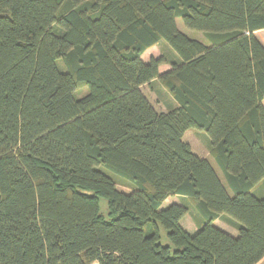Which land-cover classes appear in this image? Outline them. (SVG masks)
<instances>
[{"label":"trees","instance_id":"16d2710c","mask_svg":"<svg viewBox=\"0 0 264 264\" xmlns=\"http://www.w3.org/2000/svg\"><path fill=\"white\" fill-rule=\"evenodd\" d=\"M258 30L264 0H0V264L258 263ZM160 43L172 58L144 61ZM155 80L177 103L166 112L141 90ZM192 130L221 175L193 151ZM170 195L181 201L161 208ZM188 202L193 233L180 224Z\"/></svg>","mask_w":264,"mask_h":264},{"label":"rangeland","instance_id":"374dc122","mask_svg":"<svg viewBox=\"0 0 264 264\" xmlns=\"http://www.w3.org/2000/svg\"><path fill=\"white\" fill-rule=\"evenodd\" d=\"M176 24L178 29L187 35L189 38L196 39L201 41L202 43L209 44L207 37L205 34L201 31L190 29L186 27L180 17H176ZM255 35L259 38V40L264 45V30H258L255 32ZM165 55L168 59L172 58L171 51L167 49V46L164 43L156 44L155 46H152L150 48H147L143 54L141 55L142 59L144 61H148L151 57H157L159 55ZM57 64L61 66V61H57ZM162 71L164 72L169 67V64H162ZM87 87H83L81 89H78L74 92V96L76 98L81 97L87 92ZM141 90L144 93V95L147 97L148 101L151 103V105L155 108L156 111H163L166 112L167 110L174 107L177 103L172 97L171 93L161 84L159 80L153 81L151 85L144 84L141 86ZM190 143L192 144V149L195 151L198 155H202L205 157H208L209 161L211 162L214 169L217 171L218 174L221 175L220 169L218 168L217 164L215 163L214 159L210 156L209 150L207 148V137L202 131H195L192 130V132L189 135ZM186 139V137H185ZM255 196L263 198L264 199V179L254 187L253 192ZM179 199V201H178ZM180 197H171L164 201L161 205V208L167 207L172 202H180ZM189 207V211L187 214H185L181 218V224L184 229L189 231L190 233H193L195 229H198L199 223L196 220L197 215L195 214V210L190 204V202L187 203ZM107 210V202L106 199L103 197L99 198V211L105 213ZM196 216H195V215ZM214 224L218 227L225 228L231 232L236 231V228L230 225L229 223L225 222L224 220L218 218L214 221ZM237 232V231H236ZM160 242L162 244L169 243V239L167 236V232L164 228L160 227ZM89 264H97L96 262H91ZM256 264H264V257Z\"/></svg>","mask_w":264,"mask_h":264},{"label":"crops","instance_id":"0c3cea01","mask_svg":"<svg viewBox=\"0 0 264 264\" xmlns=\"http://www.w3.org/2000/svg\"><path fill=\"white\" fill-rule=\"evenodd\" d=\"M155 46V45H154ZM152 47V46H151ZM150 48V47H149ZM162 66H164V65H160V67H159V70H160V72L162 71ZM165 69H169V67L168 68H165ZM175 196V198L176 197H179L178 195H170V196H168L164 201H166V200H168L170 197H171V199H172V197H174ZM178 201H179V199H178ZM180 224H181V219H180ZM182 225V224H181ZM222 229H224L225 231H227V232H229L230 234H232V235H236L237 234V232L236 231H234V232H231V231H229V230H227V229H225V228H222ZM195 230H197V229H195ZM93 262H95V261H93ZM92 262V263H93ZM97 263V262H96ZM98 264V263H97Z\"/></svg>","mask_w":264,"mask_h":264}]
</instances>
